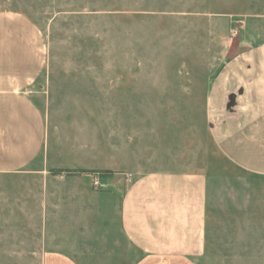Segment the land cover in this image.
I'll return each instance as SVG.
<instances>
[{
    "label": "rangeland",
    "instance_id": "374dc122",
    "mask_svg": "<svg viewBox=\"0 0 264 264\" xmlns=\"http://www.w3.org/2000/svg\"><path fill=\"white\" fill-rule=\"evenodd\" d=\"M1 12L36 24L45 62L27 90L44 129L38 158L0 173V264H40L47 248L131 264L109 196L151 172L204 181L198 264H264V175L222 154L207 113L211 79L264 45V0H0ZM76 165L94 169L58 168Z\"/></svg>",
    "mask_w": 264,
    "mask_h": 264
},
{
    "label": "crops",
    "instance_id": "0c3cea01",
    "mask_svg": "<svg viewBox=\"0 0 264 264\" xmlns=\"http://www.w3.org/2000/svg\"><path fill=\"white\" fill-rule=\"evenodd\" d=\"M44 62L45 42L36 24L22 14L1 12L0 173L26 170L38 158L44 129L27 90ZM207 96L222 154L240 170L264 175V45L234 56L211 79ZM110 196L107 211L134 255L131 264H198L205 236L203 180L183 172L145 173ZM40 264L80 262L66 250L47 248Z\"/></svg>",
    "mask_w": 264,
    "mask_h": 264
},
{
    "label": "built area",
    "instance_id": "2783aa9c",
    "mask_svg": "<svg viewBox=\"0 0 264 264\" xmlns=\"http://www.w3.org/2000/svg\"><path fill=\"white\" fill-rule=\"evenodd\" d=\"M125 180L127 183L131 182L128 176L125 178ZM92 182H93L95 189H98V190H101L103 189L102 187L106 186V184L102 182L101 177L97 174L93 176Z\"/></svg>",
    "mask_w": 264,
    "mask_h": 264
},
{
    "label": "trees",
    "instance_id": "16d2710c",
    "mask_svg": "<svg viewBox=\"0 0 264 264\" xmlns=\"http://www.w3.org/2000/svg\"><path fill=\"white\" fill-rule=\"evenodd\" d=\"M61 171H81V172H84V171H93V170H85V169H59Z\"/></svg>",
    "mask_w": 264,
    "mask_h": 264
}]
</instances>
